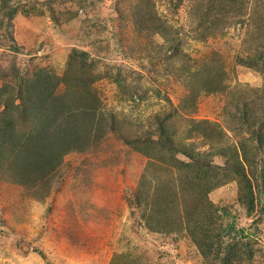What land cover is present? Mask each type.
Returning <instances> with one entry per match:
<instances>
[{"label": "rangeland", "instance_id": "1", "mask_svg": "<svg viewBox=\"0 0 264 264\" xmlns=\"http://www.w3.org/2000/svg\"><path fill=\"white\" fill-rule=\"evenodd\" d=\"M262 58L264 0H0V112L45 73L95 115L80 148L44 178L35 169L33 185L0 174V264H220L187 233V211L201 218L208 204L244 230L253 254L238 264H264V217L246 214L225 165L249 174ZM183 148L220 182L206 198L184 179Z\"/></svg>", "mask_w": 264, "mask_h": 264}, {"label": "trees", "instance_id": "2", "mask_svg": "<svg viewBox=\"0 0 264 264\" xmlns=\"http://www.w3.org/2000/svg\"><path fill=\"white\" fill-rule=\"evenodd\" d=\"M84 55V52L74 51L71 60L86 62ZM262 59L264 63V58ZM42 75V82L39 81L34 87L37 91L34 93L27 91L26 95L21 91L17 105L9 103L10 100H5L3 110L0 112V174L4 176L9 172L7 178H10V173L13 176L18 173L19 176L16 174L11 179L24 185L35 183L32 177L35 169L44 178L54 170V165L66 152L80 148L79 142L86 140L89 135L86 127L92 132L91 125L95 117L89 107L85 104L80 106V102L71 99L69 93L56 94L54 78L45 73ZM36 94L37 96H34ZM160 123V119L157 118L159 131L161 127L163 128ZM250 138L254 142V152L251 155L244 154L243 159L251 166V168L248 166L249 174L247 175L243 165L233 158L227 160L225 165L238 180L239 200L246 214L251 216L256 213L258 217H264V202L259 204L260 189L251 181V179H257L259 167H261L259 179L264 180V128H252ZM180 151L190 159V162L184 165L187 170L184 175L186 183L198 188L202 187L201 191L204 193L200 197L206 198L209 192L220 185V182L207 181L211 179L210 174L201 172L200 167L208 163L199 159L198 155L191 151L186 152V148ZM223 153L218 155L225 157ZM159 193L156 191L157 200ZM165 200L166 198L162 204L159 202L156 207L159 210L157 213L160 212V206L166 205ZM192 211H187L189 218L187 233L205 260L220 264L251 261L253 252L249 241H242L245 238L244 230L238 229L235 234H232L234 230L232 225L224 227L226 224L222 221L226 215L223 214L225 210L213 208L208 204L202 210L201 218L198 211ZM227 235H232L229 241L225 239Z\"/></svg>", "mask_w": 264, "mask_h": 264}]
</instances>
